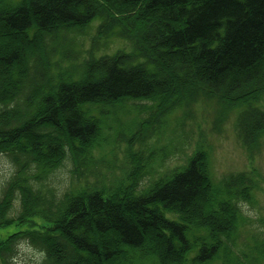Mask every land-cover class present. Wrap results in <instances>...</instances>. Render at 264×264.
Returning <instances> with one entry per match:
<instances>
[{"label": "trees", "instance_id": "16d2710c", "mask_svg": "<svg viewBox=\"0 0 264 264\" xmlns=\"http://www.w3.org/2000/svg\"><path fill=\"white\" fill-rule=\"evenodd\" d=\"M263 100L264 0H0V264L21 244L38 264H264L244 211L264 178L215 180L201 141L160 171L199 103L259 154Z\"/></svg>", "mask_w": 264, "mask_h": 264}, {"label": "rangeland", "instance_id": "374dc122", "mask_svg": "<svg viewBox=\"0 0 264 264\" xmlns=\"http://www.w3.org/2000/svg\"><path fill=\"white\" fill-rule=\"evenodd\" d=\"M98 21L91 24L88 33L84 39L85 48H89L91 38L96 36V28ZM130 44L124 41H114L109 50L105 52L107 55H113L119 51L130 52ZM260 107L264 110V100ZM181 112L175 113L170 118L171 127L174 125L176 119L181 118ZM194 119L187 120L184 123V132L189 135V146L186 148L184 154H177L172 157L164 166L166 169L160 171H167L175 167L184 165L188 156L195 150L196 145L201 141L205 143L210 149L211 169L215 180H219L228 174L246 173L259 182L264 178V146L263 150L250 157L246 149L242 146L237 138L234 129V118L232 117L223 126L220 133L213 131V121L215 118V110L210 104L199 103L193 108ZM122 121H127L126 118H121ZM164 140L159 141L157 147L167 145L169 133L166 134ZM150 146L153 145L149 141ZM125 149L124 144H121L120 150ZM119 161L122 160L123 154L119 151ZM71 165L69 162L65 163V167L59 170L55 176L53 183L58 190L64 189L69 185ZM11 165L8 161L0 158V182H3L10 176ZM163 172V173H164ZM120 174V173H119ZM146 185V181L141 184V189ZM245 214L250 218L251 228L253 230L264 231V184L261 183L260 188L254 194L253 206L246 205L244 207ZM40 253L30 248L26 244H21L16 258L17 264H38L40 260Z\"/></svg>", "mask_w": 264, "mask_h": 264}]
</instances>
